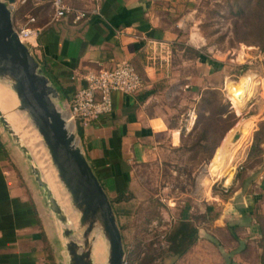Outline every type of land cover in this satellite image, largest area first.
Returning <instances> with one entry per match:
<instances>
[{
	"label": "rangeland",
	"instance_id": "obj_1",
	"mask_svg": "<svg viewBox=\"0 0 264 264\" xmlns=\"http://www.w3.org/2000/svg\"><path fill=\"white\" fill-rule=\"evenodd\" d=\"M16 1V7L12 9L13 26H16L17 20L25 18L26 13H34L32 2ZM191 4H194L193 14L180 27L181 36L175 42L178 50H174L175 56L172 57L176 75L180 79L168 84L162 96V101L172 107L169 124L181 125L180 142L175 146L163 143L157 158L134 166L122 197L108 196L117 211L115 216L121 232L124 264H264V159L258 150V146L264 147V95L261 91L255 94L244 102L239 111L236 107L235 110L230 108L223 89L225 75L238 72L226 63L230 56L227 52L233 47L259 46L254 40L264 31L257 29L254 19L247 25L248 14L238 13L240 6L245 5L243 0H196ZM190 31L198 34L197 43L188 42ZM236 36L246 38V41L237 40ZM197 52L202 56H197ZM5 83L14 92L10 84ZM237 96H241V93ZM6 99L10 112L17 110L26 118L27 134L31 133L34 139V150L41 155L46 154L43 157L46 163L48 161L47 167L52 170L49 176L54 182L55 198L69 215L72 214L73 211L68 209V204H72L70 194L59 181L42 135L27 111L18 108L17 96V103L11 97L12 102ZM208 99L212 102L208 103ZM54 101L65 119L66 127L74 132L75 143L80 146L77 128L67 118L66 101L63 97H54ZM219 105L234 114V123L227 130L224 129L227 113L220 111ZM248 118H252V121L245 120ZM242 124L250 128L245 131L246 137L235 150L238 160L228 171L220 172L213 166V156L229 134L233 139ZM11 125L31 157H26L0 122V134L8 151V164L21 184L31 187L41 201L45 222L52 232L50 238L55 262L68 264L65 242L69 238L63 230L72 229V238L83 247L80 212L76 208L78 225L75 228L70 226L62 206L67 221L63 223L57 217L31 170L30 163L40 169L35 153L23 141L21 133ZM254 139L258 145L249 154ZM209 204L213 208L208 213L206 206ZM215 211L218 215L211 218L210 214ZM182 218L190 219L197 226L198 233L190 248L176 256L168 251L167 235ZM232 225L236 238L231 231ZM98 237L105 248L99 232Z\"/></svg>",
	"mask_w": 264,
	"mask_h": 264
},
{
	"label": "crops",
	"instance_id": "obj_2",
	"mask_svg": "<svg viewBox=\"0 0 264 264\" xmlns=\"http://www.w3.org/2000/svg\"><path fill=\"white\" fill-rule=\"evenodd\" d=\"M65 1L98 12L74 22L72 12L53 18L49 4L34 6L40 29L32 54L50 82L64 88L66 103L83 83L79 75L88 69L111 68L129 60L143 78L134 93L112 92L109 113L88 126H77L89 164L108 196H116L136 164L157 158L163 143L180 142L181 125L169 124L172 107L162 96L168 84L180 79L172 60L178 50L175 42L196 0ZM198 37L190 31L188 42L197 43ZM153 51L171 57L151 60ZM7 152L0 134V264H57L41 201L13 173Z\"/></svg>",
	"mask_w": 264,
	"mask_h": 264
},
{
	"label": "water",
	"instance_id": "obj_3",
	"mask_svg": "<svg viewBox=\"0 0 264 264\" xmlns=\"http://www.w3.org/2000/svg\"><path fill=\"white\" fill-rule=\"evenodd\" d=\"M12 2L14 0H0V80L10 84L19 100L18 108L27 111L42 135L59 179L68 190L72 205L80 212L84 246L81 247L72 238V229L63 230L69 238L65 242L68 264H92V231L95 228L97 231L101 230L108 241L107 264H124L121 232L111 201L81 147L75 143L74 132L68 130L65 119L55 104L54 97L60 98V92L42 72L39 62L14 29ZM0 122L30 159L31 154L20 143L18 134L1 110ZM236 136L237 134L235 138ZM30 167L50 208L63 223L66 222L67 217L42 178L40 169L32 163Z\"/></svg>",
	"mask_w": 264,
	"mask_h": 264
},
{
	"label": "built area",
	"instance_id": "obj_4",
	"mask_svg": "<svg viewBox=\"0 0 264 264\" xmlns=\"http://www.w3.org/2000/svg\"><path fill=\"white\" fill-rule=\"evenodd\" d=\"M26 2L27 0H18ZM34 6L49 4L52 8V17L59 18L72 12V21L76 22L88 16L91 12H98L96 8H78L68 4L65 0H31ZM17 1L12 2L11 10L15 9ZM25 18L16 21L14 26L20 40L31 52L37 46V36L40 27L35 24L36 14L26 13ZM245 48H231L227 53L230 56L226 63L238 72L225 75L223 89L229 101L230 108L235 110L242 99L249 100L255 94L264 95V49L258 45ZM168 49V47L166 46ZM170 54L162 57L153 51L149 56L151 60L158 58L169 60ZM223 63V62H222ZM83 83L78 86L66 103L68 107V120L77 128L78 125L88 126L93 120L112 110V92L122 91L134 93L143 84V78L135 65L129 60H122L111 68L88 69L80 75ZM232 85L241 87L238 92H232ZM241 96H237L238 93Z\"/></svg>",
	"mask_w": 264,
	"mask_h": 264
},
{
	"label": "bare ground",
	"instance_id": "obj_5",
	"mask_svg": "<svg viewBox=\"0 0 264 264\" xmlns=\"http://www.w3.org/2000/svg\"><path fill=\"white\" fill-rule=\"evenodd\" d=\"M233 87L234 88H232V91L237 92L238 88L236 86H233ZM239 88H241V87H239ZM14 92L10 90V88L7 86V84L5 82H3V80H0V110L2 113H4V115L11 122V124H13L15 129H17L18 132L21 133L20 135H21L23 141L27 143V144L26 143L25 144L29 145V147L33 149V150L30 149V150H32L33 153H35L34 157H35V160L37 161V163L39 164L42 178L47 182L48 186L52 190L53 195L55 196L54 186H53L54 182H53V180H51V178H50L51 176H49L52 173V170H50L51 168H48L46 165L48 163V161L46 160L47 161V163H46L45 159H44L45 156L43 157V155L45 153L43 155H41L39 153V151L35 152V150H34L35 149L34 139L31 138L32 137L31 133L29 135L27 134L29 132V129H28V125H26V122H27L26 118L23 116V114L21 112L14 110V109L10 112L9 109L7 108V101H6L7 99L6 98H8L9 101H11L13 99L15 101V103H17V99H16L17 95L15 96ZM10 97L12 99H10ZM244 102H245V99L240 100V102H239L240 106L236 105V109L241 111V108L243 107ZM245 120L250 122V121H252V118H248ZM241 126L242 127L240 129H238L236 131V133L233 135V139H232V134H229L227 136V138L224 140V142L220 146H218L219 148L216 150V152L213 156V166L215 168H218V170L220 172H223L224 170L228 171L229 168L231 167V165L236 164V162L238 160V156H237L238 154H235V150L240 145L241 140L246 137L247 132L245 133V131L250 128V127L246 126L245 124H242ZM236 134H237V136L235 138ZM243 134H244V136H242ZM35 137H37V136H35ZM57 176H58V174H57ZM53 177H54V175H53ZM59 181H61V180L59 179ZM63 209H64V207H63ZM68 209L70 212L73 211L74 215H75V212L78 211L75 207H73L72 204L71 205L68 204ZM64 211L66 212L65 209H64ZM66 214L68 215L67 217L69 219L70 226H72L73 228L77 227V225H78V212L76 214V216H77L76 218L74 217V215L72 216V214L69 215L67 212H66ZM97 230L98 229L95 228L92 231V234L94 235L93 236V242H92V248H91L92 264H103V263L107 264V258H108L107 240L105 239L102 231L101 230L97 231ZM98 232L102 235L103 241L105 243V248H104V244H101V242L99 240ZM104 249L106 251V256H105Z\"/></svg>",
	"mask_w": 264,
	"mask_h": 264
},
{
	"label": "trees",
	"instance_id": "obj_6",
	"mask_svg": "<svg viewBox=\"0 0 264 264\" xmlns=\"http://www.w3.org/2000/svg\"><path fill=\"white\" fill-rule=\"evenodd\" d=\"M245 1V5L244 6H240L238 13L239 14H248V23L247 25H250V21L252 19H254V25L257 27L258 30L260 31H264V0H243ZM237 40H244L246 41V38L240 37V36H236ZM257 44H259V46L261 48L264 49V33L260 34V36H258V38H256L254 40ZM197 56H202L199 52L196 53ZM222 64V63H221ZM58 91L60 92V95L62 97V95H64V88H58ZM208 103L212 102V100L208 99L207 100ZM219 110L220 111H226V117H228L227 119V123L225 124L224 129L227 130L229 129L232 124L234 123V120L232 119L234 117V114L232 111H230L229 109H226V107H222L219 105ZM78 133L81 132V129L77 128ZM258 145L254 139V141L252 142L251 148H250V152L249 154H251L253 152V149L255 148V146ZM258 150L260 151V153H262V157L264 159V147L261 148L258 146ZM124 191L123 190H119L117 192V199H119L120 197H122ZM111 200V199H110ZM112 204V201H111ZM112 208L114 210V213L117 214V211L114 209L113 204H112ZM212 205L209 204L206 206V212L209 213V211L212 209ZM218 215V212L215 211L214 213L210 214L211 218H215ZM232 227L231 231L234 235V237L236 238L237 235L235 234V232L233 231V227L234 225L230 226ZM197 233H198V228L197 226L190 220V219H186V218H182L180 219L177 224L172 228V230L168 233L167 235V240H168V251H170L172 254L176 255V256H180L183 253H185L190 246L196 241L197 239ZM230 261V260H229ZM232 262H228L227 264H231Z\"/></svg>",
	"mask_w": 264,
	"mask_h": 264
}]
</instances>
